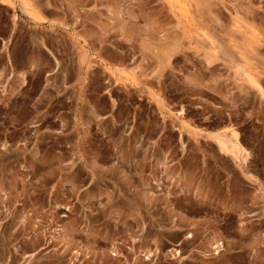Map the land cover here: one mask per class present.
Returning <instances> with one entry per match:
<instances>
[{
	"label": "rangeland",
	"instance_id": "1",
	"mask_svg": "<svg viewBox=\"0 0 264 264\" xmlns=\"http://www.w3.org/2000/svg\"><path fill=\"white\" fill-rule=\"evenodd\" d=\"M0 264H264V0H0Z\"/></svg>",
	"mask_w": 264,
	"mask_h": 264
},
{
	"label": "bare ground",
	"instance_id": "2",
	"mask_svg": "<svg viewBox=\"0 0 264 264\" xmlns=\"http://www.w3.org/2000/svg\"><path fill=\"white\" fill-rule=\"evenodd\" d=\"M170 1V0H169ZM167 2V1H166ZM193 2V1H192ZM199 2V1H198ZM207 2V1H206ZM194 3V2H193ZM203 3V2H202ZM208 3V2H207ZM207 3H204V4H207ZM210 3V2H209ZM168 5H169V7H170V4H169V2H168ZM210 5V4H209ZM208 5V6H209ZM234 5V4H233ZM232 6V5H231ZM209 8V7H208ZM226 9L228 8V7H225ZM215 9V8H214ZM218 9V8H217ZM230 10H232V8L230 9ZM229 10V11H230ZM215 11V10H214ZM226 11V10H225ZM248 11V10H247ZM202 12V11H201ZM209 12V11H208ZM233 12H235L234 10H233ZM237 12V11H236ZM200 13V12H199ZM238 13V12H237ZM212 13H210V15H211ZM214 14V13H213ZM224 14V13H223ZM209 15V16H210ZM216 15V14H215ZM215 15H213V16H215ZM232 15V14H231ZM238 15V14H237ZM255 15V14H254ZM213 16H211V18L213 17ZM213 18H216V17H213ZM239 18V17H238ZM241 19V18H240ZM211 20V19H210ZM215 21V20H214ZM217 21L219 22V20L217 19ZM252 21V20H251ZM228 22V21H227ZM212 23V22H211ZM217 23V22H216ZM215 23V24H216ZM218 24V23H217ZM215 26V25H214ZM220 26V25H219ZM227 26L229 27V25L227 24ZM218 27V26H217ZM231 27V26H230ZM226 29V28H225ZM230 29H232V28H230ZM234 29V28H233ZM232 29V30H233ZM227 31V30H226ZM231 31V30H230ZM227 34V33H226ZM239 35V34H238ZM242 35V34H241ZM253 46V45H252ZM257 47V46H256ZM207 60H210V59H207L206 58V61ZM211 60H213V59H211ZM205 61V60H204ZM257 82V81H256ZM233 135V134H232ZM234 135H236V134H234ZM217 141V143H218V147H219V149H221V150H223V151H225V152H229V153H231L234 157H238L239 156V154H240V148H239V146H238V143H236V142H234V141H230V145L227 143L228 141L227 140H225L223 137H217V138H215ZM216 242V241H215ZM214 242V243H215ZM212 246L213 247H217V246H221V242H219V241H217L214 245L212 244Z\"/></svg>",
	"mask_w": 264,
	"mask_h": 264
}]
</instances>
